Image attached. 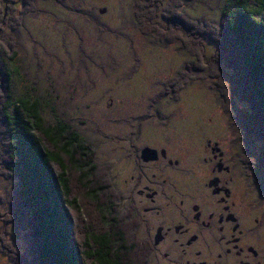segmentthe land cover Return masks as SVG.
<instances>
[{"label": "trees", "instance_id": "1", "mask_svg": "<svg viewBox=\"0 0 264 264\" xmlns=\"http://www.w3.org/2000/svg\"><path fill=\"white\" fill-rule=\"evenodd\" d=\"M197 1L135 0L133 19L151 45L179 42L193 59L167 93L212 81L224 111L238 124L241 158L264 181V0H223L215 21L181 11ZM38 11L26 7L4 20L0 2V173L11 177L14 169L21 184L0 199L8 204L6 221L33 237V257L18 254L20 264H149L138 217L118 200L110 166L97 160V143L75 124L46 120L37 97L14 96L15 76L1 54L7 52L13 64L18 50L15 38L4 35V24L15 30L23 15ZM208 44L215 47L212 53ZM238 99L249 104L248 111L238 108Z\"/></svg>", "mask_w": 264, "mask_h": 264}, {"label": "rangeland", "instance_id": "2", "mask_svg": "<svg viewBox=\"0 0 264 264\" xmlns=\"http://www.w3.org/2000/svg\"><path fill=\"white\" fill-rule=\"evenodd\" d=\"M134 1H41L38 13L23 15L17 29L4 24V35L16 40L15 62L8 61L7 52L1 54L15 76V98L35 96L46 120L78 126L97 143V160L127 180L130 171L138 168L127 163L139 146L166 148L174 160L181 153L191 162L203 141L224 140L239 130L224 111L212 81L191 82L178 93L166 92L193 59L179 42L165 48L151 45L133 19ZM222 4L223 0H198L181 11L193 19L215 21ZM21 9L5 13L19 15ZM207 48L210 53L215 49L212 44ZM237 106L245 111L250 107L241 99ZM253 139L260 148L262 142ZM157 170L149 168V177ZM10 173L7 178L0 173V196L5 200L21 190L19 174L14 169ZM138 173L133 170V175ZM2 210L8 211L6 203ZM8 228L9 248L32 258L28 232ZM4 231L0 227V233ZM12 263L11 259L8 264Z\"/></svg>", "mask_w": 264, "mask_h": 264}, {"label": "flooded vegetation", "instance_id": "3", "mask_svg": "<svg viewBox=\"0 0 264 264\" xmlns=\"http://www.w3.org/2000/svg\"><path fill=\"white\" fill-rule=\"evenodd\" d=\"M41 1L59 0H3L5 10H39ZM235 132L224 140L203 141L191 162L181 153L174 160L169 149L144 145L128 158V165L138 166L133 169L138 174L131 170L127 180L110 170L118 200L141 224L149 264H264V181L241 158L240 132ZM145 148L157 150V160L144 161ZM151 167L158 170L149 177ZM172 172L175 177L168 174ZM5 203L0 199V227L6 229L0 233V264L11 259L20 264L18 253L5 240L8 227H13L5 219ZM29 251L33 257L30 243Z\"/></svg>", "mask_w": 264, "mask_h": 264}, {"label": "water", "instance_id": "4", "mask_svg": "<svg viewBox=\"0 0 264 264\" xmlns=\"http://www.w3.org/2000/svg\"><path fill=\"white\" fill-rule=\"evenodd\" d=\"M7 12V8L5 10ZM6 17V13L4 18ZM158 152L155 149L145 148L142 150V159L146 162L157 160Z\"/></svg>", "mask_w": 264, "mask_h": 264}]
</instances>
